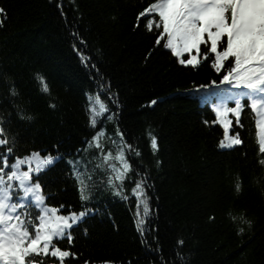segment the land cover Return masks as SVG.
Returning <instances> with one entry per match:
<instances>
[{"label":"trees","instance_id":"trees-1","mask_svg":"<svg viewBox=\"0 0 264 264\" xmlns=\"http://www.w3.org/2000/svg\"><path fill=\"white\" fill-rule=\"evenodd\" d=\"M154 2L0 0L5 10L0 14V121L8 139L17 140L9 161L33 151L61 157L40 178L51 197L47 203L64 205V214L81 211L68 161L77 159L95 134L87 108L89 97L100 95L116 113L125 139L143 153V162L136 158L133 165L150 170L152 215L142 240L131 198L134 185L126 182L129 199L123 200L99 183L106 174L96 170L86 205L96 213L73 230L71 246L59 243L77 254L68 264H264V166L254 113L246 106L240 118L244 127L233 128L245 144L221 149L225 129L213 105L244 90L223 85L194 91L220 82L224 73L210 63L200 69L182 66L163 49L153 54L159 33L135 24L138 13ZM80 53L90 58L87 64ZM152 100L158 103L153 106ZM103 125L112 137L116 120ZM149 131L159 138L158 154L152 152ZM102 143L115 153L110 139ZM94 155L93 149L79 152L90 170ZM48 264H55L54 258Z\"/></svg>","mask_w":264,"mask_h":264},{"label":"snow or ice","instance_id":"snow-or-ice-1","mask_svg":"<svg viewBox=\"0 0 264 264\" xmlns=\"http://www.w3.org/2000/svg\"><path fill=\"white\" fill-rule=\"evenodd\" d=\"M59 7L66 17L63 3ZM4 12L0 7V14ZM135 27L159 33L153 54L163 49L165 54L174 55L182 66L200 69L205 63H210L217 73H224L220 82L213 80L211 85H201L194 91L223 85L244 90L230 97L235 106H230L227 100L213 105L218 122L225 129V138L219 147L234 149L245 144L238 132L234 135L232 132L237 123L244 127L240 118L246 106L250 105L248 110L254 113V123L259 131V163L264 166V0H156L138 13ZM73 36L77 37V33L73 32ZM80 42L85 43L82 38ZM80 59L84 64L90 60L83 53H80ZM37 79L42 90L49 92L44 78L38 76ZM11 92L13 96L17 94L15 87ZM157 103V100L151 101L153 106ZM51 107L54 108L55 104ZM87 111L89 127L96 130L95 134L85 141V149L78 150V158L68 161L82 202L79 212L64 214V205L46 203L51 197L44 194L40 178L61 157L33 151L23 157L16 156L9 163L17 140L16 137L9 140L6 129L0 126V149H5L0 151V264H48V260L53 258L55 264H68L71 259H77V254L70 247L61 248L59 243L67 241L71 246L75 239L73 230L96 213L95 209L86 206L92 198L91 187L96 183L93 180L96 170L106 174L99 183L123 200L129 199L126 182L134 185L131 198L136 204V229L143 240L152 215L149 190L153 187L150 170L141 171L133 165L136 158L143 162V153L125 139L116 113L100 95L89 97ZM21 116L32 120L31 116L25 117L23 113ZM113 120H116L117 127L112 137H108L103 121ZM2 123L0 121V125ZM148 136L152 152L158 154L159 138L151 131ZM104 138L110 139L115 153L111 148L106 150L102 143ZM89 149L96 153L92 157L96 163L91 170L88 168L90 161L79 158L80 151ZM236 187L238 191L243 190L242 179ZM184 243L182 239L179 241L181 247Z\"/></svg>","mask_w":264,"mask_h":264},{"label":"rangeland","instance_id":"rangeland-1","mask_svg":"<svg viewBox=\"0 0 264 264\" xmlns=\"http://www.w3.org/2000/svg\"><path fill=\"white\" fill-rule=\"evenodd\" d=\"M230 97H232V96H231V95L228 96V97L225 99V101L227 100V101L229 102V105H230V106H233V105H232V101H233V100H231ZM233 102H234V101H233ZM234 106H235V105H234ZM69 160H72V159H69ZM70 166H71V165H70ZM71 168H72V167H71Z\"/></svg>","mask_w":264,"mask_h":264}]
</instances>
